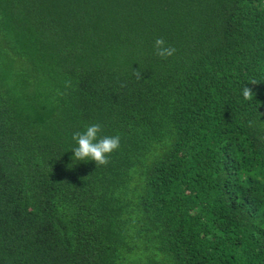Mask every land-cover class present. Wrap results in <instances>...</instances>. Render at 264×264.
I'll use <instances>...</instances> for the list:
<instances>
[{"label":"trees","instance_id":"1","mask_svg":"<svg viewBox=\"0 0 264 264\" xmlns=\"http://www.w3.org/2000/svg\"><path fill=\"white\" fill-rule=\"evenodd\" d=\"M0 264H264V0H0Z\"/></svg>","mask_w":264,"mask_h":264},{"label":"clouds","instance_id":"2","mask_svg":"<svg viewBox=\"0 0 264 264\" xmlns=\"http://www.w3.org/2000/svg\"><path fill=\"white\" fill-rule=\"evenodd\" d=\"M165 43L163 38H157L154 42L156 55L162 58L170 57L176 51L174 47L165 46ZM133 74L137 76V78H141L142 76L138 70H134ZM249 83L255 85L257 81L253 79ZM254 95L255 93L251 88L246 86L242 88V96L245 100H252ZM100 132L101 125L92 124L86 126V130L83 132L77 131L73 133L72 139L77 146L71 151L76 160H92L96 165H107L109 163L110 154L120 146V136H99L98 134Z\"/></svg>","mask_w":264,"mask_h":264}]
</instances>
